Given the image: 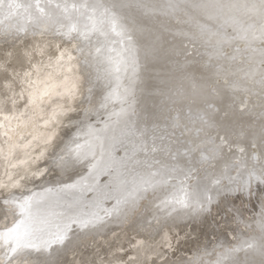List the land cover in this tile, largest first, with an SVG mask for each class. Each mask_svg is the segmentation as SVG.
<instances>
[{"label": "rangeland", "instance_id": "rangeland-1", "mask_svg": "<svg viewBox=\"0 0 264 264\" xmlns=\"http://www.w3.org/2000/svg\"><path fill=\"white\" fill-rule=\"evenodd\" d=\"M220 1H224V0H220ZM250 1L251 0H248L247 2L251 3ZM197 2H196L195 7L199 5L198 6L199 8L198 7L197 9L193 8V10L195 9V11L193 10L190 11V12H194V14L193 13L189 14L190 12L186 14V12H183L182 14L181 13L178 14L180 18L177 17L178 16L177 14H172L171 16V18L172 17L175 18L174 21H172L174 22L173 24H175V26H181L182 28H184V31L182 28L179 29L180 31L182 30L181 32H183L179 34L180 35L179 37H182L183 39L182 40L183 43H181L180 45L181 47L178 46L179 47L178 51H180V55L185 56V58L181 60V62L188 60L186 62L188 63L187 64L188 66H182L180 68L181 72L178 70L179 78L183 77L182 82H185L186 78L190 77L189 79L190 83L193 77H194L193 78L194 80L198 79V77L199 78L201 77L200 78L201 82L208 80V89L214 94H219L218 87H223V88L226 87V89L228 90L230 89V93L232 92L238 93L239 92L238 87H242L243 85L242 79L245 78V74L248 68L252 67V65L253 66L255 65V63H253L251 60L248 59L252 51L250 48H248V45L246 44L245 41L241 42V40L237 38V36H235L236 34L234 35V32L229 27L227 29V37L229 38V40H232V41H230V44H228L229 46H226L223 50V52L225 53L224 55L228 57L227 59L228 63H226L225 67L220 68L219 63L215 60V57L217 59V55L215 57H212L211 54L208 55L207 57L200 56L199 53L202 49V46L199 44H202L204 40H207L208 35L214 36L215 38L217 35L216 33H212V34L208 33L207 28H203L202 25L204 24V19H203L204 13L205 14L208 13V16L209 14L212 17L214 16V19L215 18L220 19L219 14L222 11L224 12V7L217 8L215 7L216 5H221V6L223 5L218 2H215V3L211 2L207 7L203 6V8L200 11V0H197ZM209 8H210V11L208 10ZM219 11L221 12L219 13ZM20 12L22 13V11ZM212 12L214 13V15H211ZM227 12L229 15L231 14V17L235 15L234 13H231L229 11ZM194 15H196L198 18ZM38 16L39 15H37V17ZM236 16L237 15H235V17ZM14 17L15 16H13L10 19H5L4 21V15H2L0 16V20H2L3 24H5V22H7L8 20H12V22H14L18 19L19 20L22 19L23 16L22 15L19 17L16 16L15 20H14ZM249 17H252V14L249 15L248 17H242L243 19H245L244 21H246V25L248 24V22H251V19H249ZM196 18L198 19V21H196L197 20ZM57 19H59V17L54 16L52 17V20L50 22H47L48 24H51L52 27L45 26L46 25L45 23H40L41 26H39V24H34L35 26L32 29H35V31H39V33L41 34H36L33 37L34 39L37 40L36 42L30 41L29 43L28 41L27 42L28 44L26 43L25 45L24 44L22 45L23 47L22 46L18 47V50H17L18 52L13 51L12 48L10 47L9 48L5 47V45H1V48H0L2 49L0 51V100H1L0 101L1 102L0 111H2L0 112V126L2 127V129L0 130L1 131L0 132V216L7 215L6 220H0V230H2L5 226H10L11 223L17 219L16 214L19 213V209L15 208L11 204L7 206L9 211L5 213L3 211V209L5 208L3 201L6 199L11 200L12 198H16V195H17L16 190L18 191V189H22V187L24 186V185L21 186L20 183L21 184L23 183L25 185L26 184L31 185L32 183H35L36 181L38 182L41 179L45 178L43 175L48 174L47 172L49 168L47 167L48 168L47 170L45 167L42 168L43 170L42 176H41L42 178L40 177L36 180L32 178L34 179L32 181L28 180V178H25V175H26L25 173L29 172V170L33 171L34 168L39 170L41 165L47 163V161L51 158L52 154H54L55 152L65 153L67 150V147L66 149L64 147V139H65V134H64L65 131L63 132L64 128L61 129V127L57 125V122L55 120V117L58 115V113L60 112L59 114H62L63 112L64 115L68 114L71 117L74 114L73 117L75 118V115H76V119L78 117V121L84 119L86 122L87 121L89 122L90 117H91V119L94 121L92 122L93 126L91 127H95L98 130H100L99 128L103 127L104 123H106L109 120V115L105 117L102 115V119L100 118L101 117L100 116L97 118L96 121L93 119V115H95L94 111L99 110L103 102H101L102 100L101 101L96 100V99L94 100L89 97L87 85H89L91 81V68L83 65L81 62L83 60L85 62L87 61L89 62L90 55H88V52L86 50H82V48H80L81 51L74 49V48H73L74 50H72V45L74 46L76 43L73 44L71 35L66 34L67 33L66 31H68L66 25L69 24V21L66 20L65 18H60L58 20L59 22H56ZM86 21L83 19L80 23L78 22V25H79L78 27L80 29H83L85 25L88 24L87 23L88 21L87 22ZM1 24L2 23H0V25ZM54 24L56 25L55 27H53ZM80 25L81 26L83 25V26L81 27ZM253 25L255 26V24ZM175 26L173 25V28ZM188 28H191V29H188ZM186 29H188L187 30L188 32L185 31ZM189 31L194 35L190 34ZM195 31L196 32L199 31V32H197L196 34ZM51 32H54L56 34L52 33L53 34L52 35ZM205 33L208 35H206ZM201 34L204 35L203 38ZM69 36L70 38L67 39ZM197 37L199 38L195 40ZM54 38H56L57 40ZM60 38H61V41H59ZM199 39L202 42L199 41ZM52 40L57 41L56 44L54 43L55 41H52ZM62 40L64 41L66 40V41L64 42ZM67 40L68 41L70 40V41L67 42ZM58 41L61 44L64 42V45L63 44L61 45ZM193 45H195V48ZM186 46H187V50L185 48ZM256 46L259 49L261 47H264V44H261L260 41H258ZM65 48L68 50H66ZM56 49H59V51L57 52ZM198 50L199 52H197ZM52 52H53V55H52ZM23 53L25 54V56ZM46 53H50V55L49 54L47 55ZM90 53L91 51H89V54ZM235 54L237 55L235 56L237 58L234 57L235 58L234 59L231 57V55H235ZM11 55L13 56L12 58H11ZM15 55H17L16 58H14ZM133 55L134 54H131V56L129 55V58H127L128 60L126 61L124 60V63H125L124 65L128 67L129 66L132 67L133 65H135L133 66L134 68L129 67V69L128 67L126 68L125 66L126 70L128 69L127 70L128 73L126 75V78L124 76V79H125L124 85H123V80H122L123 78H121L122 85H123L122 89H124L125 92L124 91H123L124 93L120 92L122 91L121 88H120V91H119V88H116L118 89L116 93H118L119 91L120 93H122L123 95L122 97H125V96L127 97V98L125 97L126 100L122 98L123 99L122 108H124L126 105L125 110L126 112H128V114L129 113L130 115L132 114V118L135 116L136 114L135 111H137L138 109V105L136 104L137 100L135 101V99H139V92H138L137 86H138V73H139V68H140L138 65L139 61H138L137 56L136 55L133 56ZM91 56H92V53H91ZM196 56H199V57H196ZM47 57L48 59H46ZM59 57L60 58L65 57L63 60L66 61V64L60 70L59 68H57L56 72L55 71L52 72L51 65L52 63L54 64L55 60H57L56 58H59ZM35 58H36V63H35ZM212 58L214 61H212ZM20 59L23 61L19 62L18 60ZM129 59H130V63H129ZM134 59L136 60V62H133L135 61ZM208 59L210 60L211 63L208 61ZM24 60L26 62H24ZM27 60L30 62V64L29 62H27ZM47 60H49L50 62L49 61L47 62ZM230 60L232 62H230ZM37 62L38 63L40 62L39 64L40 66H44L42 67L43 75L38 80H35L33 82V83L36 82L35 86L30 88V83H32L33 81V80L31 81V77H34L36 73V70L34 67H36V64L38 65ZM45 62H47V64H45ZM41 63H44L45 65ZM4 64H6L5 67L7 66L6 69L5 67H3ZM18 64H19V67L21 65L22 66L19 68L18 66H16ZM212 65L215 67H213ZM242 66L243 68L240 69V67ZM256 66L259 67L258 64ZM31 68L33 69L32 71L30 70ZM220 72H221L220 74L221 76H218ZM212 76H215V77L212 78ZM173 79H175V74L173 75ZM121 81L119 80L120 84H121ZM232 81L234 84L232 83ZM234 81H238V82L235 83ZM229 82H231V84H229ZM7 84H10V85H7ZM255 84L256 83H253L254 86H258V82L256 85ZM126 85H129L130 87L129 86L126 87ZM229 85L231 87L227 88L229 87ZM120 93H118V96L121 95ZM132 93L134 94L133 96L134 98L132 97L133 95ZM258 93H259L260 98L263 100L264 99V89H262ZM238 94L240 95V98H241L238 104V107H240L238 108V110H240L238 113L244 112V114L247 113V115H249V113L253 112L252 106L253 105L257 106L261 102L259 96L254 95V91L246 92L243 95L240 93ZM239 95L237 96L239 97ZM9 96H11V98ZM5 103L9 105L10 107H7ZM134 103L136 104L137 107L135 106ZM118 104H117V107L116 106H113V107L121 108L120 106L121 104L119 105ZM2 105L4 106V109ZM131 109L133 110V112ZM245 109L249 111H246ZM212 111L215 112L214 107L212 108ZM81 112L85 114H82ZM113 112H116V111L113 110ZM77 113H78V116H77ZM178 113L180 114V116ZM184 113L187 114V111L185 110V108L184 110L182 109L180 112H177L176 114H174L173 116L175 117H173L172 121L170 122V125H169L171 129L170 135H171V139L174 144V152L173 150L170 151L168 153V156L172 157L173 153L185 155L187 157V162L190 163V166L186 167L187 172L189 171L191 172V179L186 180V184L190 186L189 191L191 193L194 192L195 185L198 183L202 185L203 184L207 185L211 183V185H207V187H209V190H208L209 194L213 196L211 198L212 200H210V202L207 204L204 202L206 200L205 199L203 203L201 204L200 209L197 210L198 212L194 210V207L192 205H190L189 207L191 211L183 210L182 209L183 207H180L179 205H172L169 207L163 206L161 202L165 199L170 198L175 188H179L180 181L184 180V178L180 180H177L176 178H171L167 180L168 183H161L162 187L158 185V188L157 186H154V187L150 186L149 184H146V182L143 183L144 186L142 187L147 186L146 187L147 190L146 188H144L143 191L141 190L142 193L144 192L143 193L144 195L142 193H139L138 195L139 199H137L138 197L136 198L138 203L136 204L134 202L132 204L130 203L131 205L129 206H128L129 203L126 205L128 206L127 208H129L131 211L127 210L126 206H123L121 210L118 205L116 206L115 202H117V198H116V193L114 189L112 190V187H111L112 184L111 185L103 184V182L105 181L104 179L105 171L104 172L102 171V176L104 177H102L100 173V175L97 176L99 177V181L97 180V182L99 183L102 180L103 182L101 181V183L103 185L101 183H99L100 186L95 185L97 186L96 190L100 191L101 189L103 190L105 186L106 187L110 186V191H108L107 194L109 195L111 193L110 194L111 197H109L110 195L108 196L105 193L106 195L105 197L107 198L104 197V200L102 199L103 201L99 202L103 206L96 202L95 203L98 206L96 204H95V207L93 206L94 204L92 206L89 205L90 207H92L93 211H95L94 215H97V214L99 215L98 220L100 223L97 222L98 226L97 225L94 226L95 227L94 230L96 231L97 229V232L94 231V234L96 233L97 237L96 235L94 236V234L93 235L91 234V235H86L81 238H78V241L73 245L72 251L70 250L71 251V254H69L70 257H67V262L69 264H216L218 260H222L223 264H233V261L236 259L244 261V262H251V264H259V261L262 259L260 249H259L261 247L260 226L262 223H264V176L261 175L260 165H259V160L261 158L262 153H260V150L259 148H257L258 147L257 145L252 144L250 151H249V155H250V158L252 159L251 163L255 164V167L250 166V164L244 167H237L233 163V161L243 159V156H245V154H243L245 153L244 148L240 144H235V143L231 145L227 144V142L225 141V138L223 136H220L219 138L216 133H212L210 135L211 137L209 136V133L208 135L207 134L203 135L204 133L203 125L199 123L198 124L194 123L195 121L193 120V118L189 120L184 118L183 117ZM127 117H128V120L130 121L131 118L129 119V115ZM104 119H108V120L106 121ZM73 120L70 123H73ZM132 120H134V118ZM132 120L130 121L131 123H132ZM70 123L68 122V124ZM97 129H95V131H98ZM106 141H109L107 137H106ZM197 145H199V153L195 150L189 152L190 148L195 149ZM229 146H232V148L234 147V149L237 150L236 151L237 153L235 157L231 159L232 161L230 162V164L227 167H225L224 176H221L222 178L219 181V183H216V180L212 179L211 177L213 171L215 170V159L208 158L202 162L200 160V153H202L203 156L208 157V149L215 147L216 152L219 153L221 152L220 150H222L225 147L229 148ZM241 149L243 151H241ZM117 151H116V154L117 153L119 154L120 151L118 152ZM231 155L234 156L233 153ZM88 162L87 163L85 162V164L83 162L81 163V165H83V168L85 165V168L81 172H79V173H82L83 177L87 175L83 173H87L86 171L90 173L89 171L93 170L92 168L93 166L88 165L90 163ZM48 164L49 163H47V165ZM89 166H92L90 167L91 169L88 168ZM31 168H33V170ZM110 171L112 170H109L107 173H109ZM112 173L113 171L110 172L109 175L105 174L107 183L110 181V177ZM135 175H136V178L134 174L133 176L128 175L125 178V181L130 184L131 183L133 184L135 182L134 184H136V181H137L136 179H138V175L137 174ZM83 177H80L79 181ZM27 181H29L30 183ZM97 182L96 184H98ZM27 185L25 186L26 188L23 187V189L25 190L22 189L23 191L22 190H20L21 192L18 191L19 192L18 200H22L23 198L27 197L26 196L27 194L26 189L28 187ZM59 188L57 187L56 189L59 190ZM61 190H63V188ZM20 193H24V194L21 195ZM91 193L92 192L87 193L88 196L86 195V197L89 198V196H91ZM108 202L110 206L108 205ZM112 205H115L114 207L116 208L118 207L117 208L118 210L113 208ZM101 206L102 208L98 209V207H101ZM107 207L108 208L110 207V208L106 209ZM111 207H112V211L114 210L112 213L110 211ZM130 207H135V208H130ZM95 208L97 209L98 213L96 212V210H94ZM173 208H175V210H173ZM89 209L90 208L87 205L85 210L88 211ZM105 210L106 211L109 210V211L106 213ZM120 211H123V213H125L124 218L122 217L123 213H121ZM115 212H116V215L118 213L120 214V215L118 214L119 215L118 218H120L119 222L116 221L118 219L114 218ZM193 212L196 213V215ZM104 213L105 215H103ZM109 213L111 214V216L109 215ZM198 213H200V216ZM100 215H103L102 217L105 216V218L100 217ZM186 217H187V221L186 219H184ZM108 218H113V219L112 221H109ZM105 219L108 220V223H106L107 221L105 222ZM192 219L194 221H192ZM196 219H200V220H196ZM186 222L188 223V225ZM191 222L195 226H197L200 222L202 226L199 224L197 226L198 229L196 228L197 229V232H196L195 231L196 229H194L195 227ZM105 224H107V226H105ZM110 224H114V225H110ZM99 227L102 228L103 230L100 229ZM104 227L106 228V230H104L105 229ZM75 228L77 229V227ZM75 228L74 229L72 228V231L69 233L70 239L73 236H75L76 233H77L76 235H79L78 233L82 232L80 230L76 231ZM108 228L110 229V231ZM105 231L109 233L107 232L105 233ZM198 231L200 233H198ZM203 231L206 233V235L205 233H203ZM103 232L107 234V236L106 235L104 236ZM97 233L99 234V236ZM193 234L194 235L196 234L197 236H194ZM203 235H205L206 238L203 237L202 239ZM190 236H192V238L189 240ZM196 239H199V240L196 241ZM200 240H203L204 242L200 243ZM195 241L197 242L196 245H195L196 243ZM187 242L191 244L188 245ZM243 242H249V243L254 242L255 247L250 249L245 246L243 251H240L237 253H231V254L228 253L229 249L236 247ZM193 243L197 251L194 249V246H192ZM198 243H200L202 246ZM197 245L199 247H197ZM185 247H187L189 250ZM34 256L35 255L30 253L29 250L25 249L21 254H19V256H14L12 260L9 261L5 257V249L3 247H0V264H39V261L44 259V253H38L37 257H34Z\"/></svg>", "mask_w": 264, "mask_h": 264}, {"label": "bare ground", "instance_id": "bare-ground-1", "mask_svg": "<svg viewBox=\"0 0 264 264\" xmlns=\"http://www.w3.org/2000/svg\"><path fill=\"white\" fill-rule=\"evenodd\" d=\"M244 1H246V2H244ZM247 1L248 0H224V1L200 0V11L203 8V6L207 7L211 2L212 3L218 2V3L222 4L223 6H231V5L237 6L235 8L224 7V12L222 10H221L222 12L219 11V13L221 12L219 14L220 19H218V18L214 19V16L212 17V16H210V14L208 16V13L205 14L203 12L204 13L203 19H204V24H205V25L204 24L202 25L203 28H207L208 33H211V34L216 33L217 35L214 34V35H216V38H215L214 36H210V35L205 33L206 35H208V37H207L208 39L204 40L202 44H199L202 46V49L199 53L200 56H202V57L206 56L207 57L208 55L211 54L212 57H215L217 55V59L215 57V60L219 63L220 68L225 67L226 63H228V60H227L228 57L224 55L225 53L223 52V50L226 46H229L228 44H230V41H232V40H229V38L227 37V29L230 27L232 29V31L234 32V35L236 34L235 36H237V38H239L238 31L234 30V28L237 26L233 25V23L230 19L231 14L229 15L227 11L234 13L235 15H237L236 18H239L242 20H245L242 17H248L251 14H252V18L254 19L256 12L252 9V6L256 5L257 9H258V6L260 4V0H251L250 1L251 3L247 2ZM17 2L18 3H26V2H28V0H17ZM56 2L63 3V0H56ZM68 2L69 3H72V2L81 3L82 0H68ZM89 2L90 3H99L104 7H108L111 12H115L117 18L119 19L120 25L125 30L124 36H122V37L116 36L114 33H112L110 31L109 26L106 25L105 31L108 33L107 40H104L103 38L98 37L95 34L91 35L88 39H84L83 37H79L76 33H73V35L71 34L73 44L76 43L74 46L72 45V50H74V49L80 50V48H82V50H86L88 52V55H90L89 56L90 57L89 62L88 61L85 62L84 60L81 62L83 65L91 68V81L89 80L90 84L87 85L89 97L91 99H94V100L95 99L99 100V101L102 100L101 102H103L102 103L103 107L101 106V108L99 110L94 111L95 115H93V119L96 121L97 118L100 116H101L100 118L102 119V115L104 117L109 115V120L104 119V120H106V121L108 120V121L106 123H104V125L102 124L103 127L99 128L100 130H98L95 127H91V126H93L92 122H94L91 119V117H90L89 122L88 121L86 122L84 119L80 120V121H82V122H80V121H78V117L76 119V115H75V118L73 117L74 114L72 115V117H73L72 118L68 114L64 115L63 112H62V114H59L60 112L58 113V115L55 117V120L57 122V125L59 127H61V129L64 128L63 132L64 131L66 132V133L64 132L65 139L63 138L65 149L67 147L66 152L65 153L64 152H61V153L55 152L54 153L55 155L52 154L51 158L47 161V163H49L48 165L46 163V164L41 165L39 170H37L35 168L33 170V168H31L33 171L29 170V172H27V173L24 172L26 174L25 178H28V180L32 181V180H34V179L36 180L42 176V171H43L42 168L45 167L46 170L49 168L48 172H47L48 174H45L46 176L43 175L45 178L41 179L38 182L33 181L35 183H32L31 185L26 184L28 186L26 189V193H27L26 196L32 198V201H33L32 212H33L34 216H37L41 219L50 220L53 226L57 223H59L61 225H63L64 223H67L68 222L67 218L70 216L76 217L79 219H84V218L95 219V218H98L99 215L98 214L94 215L95 211H93L92 207H90V206H92L94 204L93 206L95 207L96 203H99L100 201L102 202L104 200V197L106 195H108L107 192L110 191V186H108V187L105 186V188H103L101 186L103 188V190L102 189L100 191L96 190L97 186H95V185L100 186L99 183H101V181H102L101 180L98 183L97 180L99 181V177H97V176H99L100 173L102 176V171L103 172L105 171V174H108V175L110 172L113 171L112 175L110 174L111 177L108 176V177H110V181L108 183L106 182V175L103 173L105 177L104 176H102V177H104L105 181L104 182L102 181V182L105 185L106 184H109V185L112 184V186H111L112 190L114 189V191L116 193V198H117V202H115V201L114 202L116 203V206L118 205L120 207L121 210H122V207L126 206L128 203H129L128 206L134 202L136 204L138 203L136 198L138 197L139 193H142L141 190L143 191L144 188L147 187V186L142 187V186H144L143 183L146 182V184H149L150 186L154 185V186H157V188H158V185H160V187H162L161 183H163L162 182L163 180H168L171 178H176L177 180H180V179L184 178V173L187 172L186 167L190 166V163L187 162V157L183 154H177V153H173L172 157L168 156V153L170 151L173 150V152H174V144H173V141L171 139V135H170L171 129H170L169 125H170V122L172 121L173 117H175L173 115L176 114L177 112H180L182 109L184 110V108L187 111V114H185L186 113L185 112L183 117L188 119V120L193 118V120L195 121L194 123H196V124L199 123V124L203 125V127H204L203 128V131H204L203 135H205V134L208 135V133H209V136H210L212 133H216L219 138H220V136H223L225 138V141L227 142V144H230V145L233 143L240 144L245 150V153H243V154H245V156H243V160L245 161L246 165L249 164V161L252 162V159L250 158V155H249V151H250L252 144H255L258 146L257 148H259L260 153H262V154L264 153V99L262 100L259 96V93H258L259 91L262 90L260 87V84H259V79H260L259 72L262 69H264V66H262L259 63L258 57L253 58V54L250 53L248 59L251 60L253 63H255V65L254 66L252 65V67L248 68L246 73H248L249 75H245V78L242 79L243 83L240 81L243 84L242 87H238V89H239L238 93L243 95L246 92H253L254 91V95L259 96V98L261 100L260 104H258L257 106L256 105L252 106L253 112L249 113V115H247V113L244 114V112L238 113L240 111V110H238V108H240V107H238V104H239V101L241 99L240 95L238 93H236V92L230 93V89L228 90V89H226V87L225 88L218 87L219 94H214L213 92H211L208 89V80L201 82V79H200L201 77L200 78L198 77V79L194 80L193 79L194 77L192 76L193 78H192V81L190 83V80H189L190 77L186 78L185 82H182L183 77L179 78L178 70L181 72L180 68L182 66H188L187 65L188 63H186L188 60L181 62V60H183L185 58V56L180 55V51H178V48L181 47L180 46L181 43H183L182 37H179L180 36L179 34L183 33V32H181L182 30L181 31L179 30L182 27L181 26H175V24H173L174 22H172V21H174L175 18L174 17L171 18V16H172V14L178 15L180 13L182 14L183 12H186V14H187L188 12L193 10V8L197 9L198 6L195 7L197 0H195V1L194 0H89ZM241 2H243V3H241ZM169 3L178 5V7H176L174 10H170V9L164 7L165 5H167ZM113 5H115V7H113ZM241 5H247V7L246 8L240 7ZM195 9L193 11H195ZM208 10L210 11V8ZM20 11H22V13ZM45 11L47 13H49L51 15V17L55 16V17H59V19L64 18V13L60 9H56L54 7H46ZM225 12H227V13H225ZM191 13L194 14V12H190L189 14H191ZM36 14L39 15V13H37V11L35 9H32V16L34 18L37 17ZM2 15L3 14L0 13V16H2ZM21 15L23 16L22 19L16 20L17 22L16 21L12 22V20H8L7 22H5V24L2 23L0 25V48H1V45H5V47H8V48L10 47V48H12L13 51L18 52L17 51L18 47L22 46L23 44L25 45L28 41H29V43H30V41H35V42L37 41L33 37L36 34H41V33H39V31H35V29H32V28H34L35 25H34V23H29L27 21V19L24 18L25 14H24L23 9L18 10L16 15H14V16L19 17ZM70 15L72 16L73 22L78 21L80 23L83 19L86 21L85 17L88 15V13L84 12L83 14H80V13H76V12H71ZM211 15H214V13L212 12ZM235 15L232 17H235ZM194 16H196V15H194ZM15 17H14V20H15ZM177 17L180 18L179 15ZM191 17H193V16H191ZM59 19H57L56 22H59L58 21ZM187 19H189V18H187ZM253 19H251V22H248V24L253 23ZM4 21H5V18H4ZM196 21H198V19ZM45 24H44L45 26L52 27L51 24H48V23H45ZM173 25L175 26L174 28H173ZM39 26H41V25L39 24ZM55 26L56 25L54 24L53 27H55ZM245 26H247V25H245ZM253 27H258V25L255 24V26L253 25ZM40 29H41V27H40ZM182 29L184 31V28H182ZM188 29H191V28H188ZM188 29H186L185 31H187ZM178 31H180V32H178ZM197 32H199V31H197ZM197 32H196V34H197ZM49 33H50V31H49ZM52 33L56 34L54 32H51V34ZM63 33H64V31H63ZM190 34H192V33L190 32ZM192 35H194V34H192ZM199 35H200V33H199ZM203 36L204 35H202V38H203ZM127 37H130L131 39L129 40V39H127ZM56 38H54V39H56ZM69 38H70V36L67 39H69ZM198 38L199 37H197L195 40H197ZM209 39H211V40H209ZM52 41H55V40H52ZM59 41H61V38ZM62 41H64V40H62ZM69 41L67 40V42H69ZM121 41H123V42H121ZM199 41H201V40L199 39ZM258 41L259 40L252 41L251 42V48L258 49V47L256 46ZM56 42L57 41H55L54 43L56 44ZM64 42L62 43L63 45H64ZM67 42H66V44H67ZM223 42H225V43H223ZM101 43L104 44L103 54L98 55L96 52V48ZM68 44H70V43H68ZM234 44H235V42H234ZM246 44L248 45V43H246ZM61 45H60V47H61ZM193 46L195 48V45H193ZM110 48H114L116 51L115 52L108 51V49H110ZM185 48L187 50V46ZM248 48H249V46H248ZM1 50L2 49H0V51ZM56 50H57V52L59 51V49H56ZM66 50H68V49H66ZM88 50L91 51L92 56H91V53L89 54ZM197 52H199V50ZM46 54L50 55V53H46ZM131 54H134L137 56L138 61H139L138 65L140 67L139 73H138V86H137L138 92H139V99H135V101L137 100V103L136 102L135 103L138 105V109H137V111L134 110L136 112L135 116L133 117L134 120H132L133 119L132 114L130 115V113L128 114V112H126V110H125L126 105L124 108H122V102H123L122 98L125 99L126 96L122 97L123 95H122V93H120L123 91L125 92V90L122 89L123 85H124V81H125L124 76L126 78V75L128 73L127 70L130 67V66L128 67V66L124 65L125 64L124 60L125 61L128 60L127 58H129V55L131 56ZM12 55H11V58L13 57ZM52 55H53V52H52ZM16 56L17 55H15L14 58H16ZM24 56H25V54H24ZM108 56H113L116 59V61H118L120 63V69L121 70L119 72H116L114 70V65L110 64L108 62V60H107ZM235 56H237V55L236 54L231 55L232 58H234ZM9 57H7V58H9ZM45 57H46V55H45ZM196 57H199V56H196ZM64 58L65 57L56 58L57 60H55L54 64L52 63V65H51V68H52L51 71L52 72H54V71L56 72L57 68H59V70H60L62 67H64V65L66 64V61L63 60ZM235 58H237V57H235ZM46 59H48V57ZM209 59H208V61L210 62ZM25 60H24V62H26ZM49 60H47V62ZM66 60H67V58H66ZM18 61L20 62L23 60L20 59ZM18 61H16V62H18ZM52 61H53V59H52ZM212 61H214L213 58H212ZM27 62H29V61L27 60ZM47 62H45V64H47ZM133 62H136V60ZM189 62H190V60H189ZM230 62H232V61L230 60ZM5 63H6V61H5ZM11 63H12V61H11ZM35 63H36V58H35ZM75 63H77V62H75ZM78 63H80V62H78ZM129 63H130V59H129ZM25 64H27V63H25ZM29 64H30V62H29ZM39 64H40V62L38 63V65L36 64V67H34L36 70V73H35L34 77H31V81L32 80L33 81H32V83H30V88L35 86L36 82L35 83H33V82L35 80H38L43 75L42 67H44V66H40ZM41 64L45 65L44 63H41ZM257 64L259 65V67L256 66ZM5 65L6 64H4L3 67H5ZM13 65H14V63H13ZM129 65H131V64H129ZM16 66L19 67V64ZM125 66H126V68L128 67L127 70H126ZM133 66H135V65H133ZM215 66H213V67H215ZM6 67H5V69H6ZM132 67H130V68H132ZM32 68L30 69L31 71L33 70ZM190 68H191V66H190ZM241 68H243V66L240 67V69ZM28 69H29V67H28ZM212 70H213V68H212ZM175 72H177V73H175ZM13 73H14V71H13ZM222 73H223V71H222ZM174 74H175V79H173ZM186 74H188V73H186ZM205 74H207V73H205ZM220 74H221V72L219 73L218 76H221ZM252 74H254V75H252ZM22 75H23V73H22ZM133 75H135V74H133ZM135 76H137V75H135ZM22 77H21V79H22ZM27 77H29V76H27ZM213 77H215V76H212V78ZM121 78H123L122 79L123 85H122ZM118 79L121 81V84L119 83ZM116 82H117V84H116ZM234 82L236 83L238 81H234ZM257 82H258V86H254L253 83L257 84ZM25 83H26V81H25ZM132 83H134V82H132ZM135 83H136V81H135ZM232 83H233V81H232ZM10 84H7V85H10ZM229 84H231V82H229ZM136 85H137V83H136ZM128 86L129 85H126V87H128ZM230 87L231 86L229 85V87H227V88H230ZM10 88H12V87H10ZM116 88H119V91L121 88L122 91H120V92L118 91V93H120L121 95L118 96V93H116V91L118 89H116ZM14 92H13V94H14ZM237 95H239V97ZM133 96H134V94L132 95V97ZM9 97L11 98V96H9ZM133 98H131V99H133ZM85 103H86V101H85ZM118 103L121 104L120 105L121 108H116ZM136 104H135V106H136ZM5 105H7V104L5 103ZM110 105H112V106H110ZM113 106H116V107L114 108ZM7 107H10V106L7 105ZM213 107L215 108V112L212 111ZM3 109H4V106H3ZM22 110H24V109H22ZM113 110H115L116 112H113ZM246 111H249V110H246ZM0 112H2V111H0ZM132 112H133V110H132ZM73 113H74V111H73ZM82 114H85V113H82ZM128 115H129V119L131 118L132 123L130 122L131 120L130 121L128 120V117H127ZM77 116H78V113H77ZM179 116H180V114H179ZM72 120H73V123H70V122H72ZM104 120H102V121H104ZM68 122L70 124H68ZM99 124H101V123H99ZM1 129H2V127L0 126V130ZM95 129H97L98 131H95ZM106 137L109 139V141H106ZM153 145L156 147L155 151L151 150ZM229 148L225 147L222 150H220L221 152L217 153V156L215 158V170L213 171L211 177H212V179H214L216 181L221 180V178H222L221 176H224V174H225V170H224L225 167H227L230 164V162L232 161L231 159L234 158L236 153H237L236 152L237 150H235L234 147L232 148V146H229ZM117 150L122 153L121 154L119 152V154L122 156H120L118 153L116 154ZM232 153L234 154V156L231 155ZM77 154H79V155H77ZM89 154H91V155H89ZM115 155L117 158L115 157ZM82 162L84 164H85V162L86 163L88 162L89 163L88 165L93 166V167L92 166L88 167V168H90V167L93 168L92 171H89L90 173H88V171H86V169H85V171L87 173H83V174H87V175L84 177L82 176V173H79L85 168V165H84V168H83V165H81ZM106 170H107V172L109 170H112V171L107 173ZM133 174H134L135 178H136L135 174L138 175V179H136L137 181L134 180V181H136V184H134L135 182L133 184L127 183L125 181V178L128 175L133 176ZM80 177H83V178H81V180L79 181ZM32 178H34V179H32ZM78 181H79V183H78ZM27 182H29V181H27ZM96 182L98 184H96ZM14 184H15V182H14ZM74 184H76V185H74ZM20 185L21 186L24 185L23 187L26 188L25 184L20 183ZM207 185H211V183L207 184ZM207 185H205V184L202 185V184L198 183L195 185L194 192H192V193L190 192L191 196H192V200L190 201V205H192L194 207V210L196 212H198L197 210L200 209L201 204L203 203V201L205 199L206 200L204 202L207 204L210 202V200H212V199L209 200V197L212 198L213 196H211L209 194V191H208L209 187H207ZM23 187H22V189H23ZM57 187L58 188L60 187L61 189L63 188V190H61L60 188L58 190V189H56ZM98 188H100V187H98ZM22 189H18V191H20ZM151 189H152V187H151ZM23 190H25V189H23ZM146 190H147V188H146ZM18 191L16 190V194H17L16 199L17 200L19 197ZM89 192H92V193H91V196H89V198H88V197H86V195L88 196L87 193H89ZM105 193H106V195H105ZM20 194L22 195L24 193H20ZM109 197H111V195ZM105 198H107V197H105ZM110 199H112V198H110ZM137 199H139V197ZM112 203H110V204H112ZM99 204H101V203H99ZM103 204H104V202H103ZM87 205L91 210L90 209L88 211L85 210ZM108 205H109V202H108ZM102 206L98 207V209L102 208ZM114 206L115 205H112L113 208H115V209L118 208V207L116 208ZM128 206H126V208ZM112 207L110 209L111 213L114 211V210L112 211ZM109 208L107 207L106 209H109ZM130 208H135V207H130ZM165 209H167V208H165ZM182 209L187 210V211H191L189 207L188 208H182ZM94 210H96V212H97L96 208ZM127 210L131 211L129 208H127ZM108 211H106V213ZM120 212L123 213V211H120ZM118 214L116 215V212H115L114 218L118 219V220H116V219L115 220L119 222L120 218H118V216L120 214L119 215ZM124 214L125 213L122 214L123 218H124ZM170 214H168V215H170ZM194 214L196 215V213H194ZM198 214L200 216V213H198ZM103 215H105V213ZM103 215H100V217H102ZM109 215L111 216L110 213H109ZM161 216H162V214H161ZM102 218H105V216ZM108 219H109V221H112L113 218H108ZM184 219H186V221H187V217ZM196 220H200V219H196ZM192 221H194V220L192 219ZM97 222H99V220ZM97 222L95 223V226L98 224ZM105 222L108 223V220L105 219ZM120 222H122V221H120ZM199 224H200V222H199ZM110 225H114V224H110ZM187 225H188V223H187ZM103 226H101V227H103ZM105 226H107V224H105ZM197 226L194 225L195 228L194 227L193 228L196 229ZM75 227H77V229ZM108 227H109V225H108ZM72 228L73 229L75 228L76 231L80 230L82 232L78 233L79 235H76L77 234L76 233L75 236H73L71 239L69 238L70 240H67L66 243H64L63 245H53V251H54V257L53 258L56 259L59 262V264H69L67 262V257H70L69 254H71L73 245L78 241V238H81V237L86 236V235H91V234L93 235L94 231H95L94 226H89L88 228H80L79 225L73 224ZM100 229H102V228H100ZM197 229L195 230L196 232H197ZM53 230H55L54 227H53ZM104 230H106V228ZM98 231H99V229H98ZM107 231H105V233ZM109 231H110V229H109ZM95 232H97V229ZM103 233H101V234H103ZM105 233L103 235L107 236V234H105ZM107 233H109V232H107ZM191 233H193V232H191ZM198 233H200V232L198 231ZM203 233H205V232L203 231ZM95 235H96V233L94 234V236ZM205 235H206V233H205ZM205 235L202 236V239H203V237H205ZM98 236H99V234H98ZM194 236H197V235L195 234ZM96 237H97V235H96ZM191 238H192V236H190L189 240ZM192 240H194V239H192ZM197 240H199V239H196V241ZM37 242H39V241H37ZM202 242H204V241L200 240V243H202ZM200 243H198V244H200ZM190 244L188 243V245H190ZM196 244H197V242L195 243V245ZM192 246H194V243ZM197 247H199V246L197 245ZM185 248H187V247H185ZM83 249H85V248H83ZM182 249H183V247H182ZM194 249H195V246H194ZM250 249H252V248H250ZM27 250H29L30 253L34 254L35 255L34 257H37L38 253L36 251L31 250V249H27ZM46 256H47V254L44 253V259L46 258Z\"/></svg>", "mask_w": 264, "mask_h": 264}, {"label": "snow or ice", "instance_id": "snow-or-ice-1", "mask_svg": "<svg viewBox=\"0 0 264 264\" xmlns=\"http://www.w3.org/2000/svg\"><path fill=\"white\" fill-rule=\"evenodd\" d=\"M199 6V5H197ZM46 7H54L60 9L64 13V18L69 21V24L66 25L68 31L66 34L71 35L76 33L79 37L88 39L91 35L95 34L98 37L107 40L108 33L105 31V26H109L110 31L116 36H124L125 30L120 25L119 19L117 18L115 12H111L108 7H104L99 3H90L89 0H82L81 3L72 2L69 3L68 0H63V3L56 2V0H28L26 3H18L17 0H0V13L4 15L5 19L12 18L20 9L24 11V18L27 19L29 23L40 24L47 23L52 20V17L49 13L45 11ZM115 7V5H113ZM164 7L174 10L178 5L167 4ZM215 7H237L236 5L231 6H221L216 5ZM240 7H247V5H241ZM32 9H35L38 13V17L32 16ZM252 9L256 12L255 18L253 19V24L258 25V27H253V24H247L246 21L230 17L234 26V30L238 31L239 39L248 43L249 48H251V42L259 40L261 44H264V0H260L258 6L253 5ZM71 12H76L83 14L87 12L88 15L85 19L88 21V24L85 25L83 29L78 27V21L73 22ZM0 23H3L0 20ZM203 31V30H202ZM127 39H131L127 37ZM123 42V41H121ZM104 44L101 43L97 48L96 52L98 55L103 54ZM110 52H115L114 48L108 49ZM253 58L258 57L259 63L264 66V47L259 49L251 48ZM107 60L110 64L114 65V70L119 72L120 63L116 61L113 56H108ZM245 75H249L246 73ZM254 75V74H252ZM259 83L264 89V69L259 72ZM152 151L156 150V147L153 145L151 148ZM197 151L199 153V145L195 149L190 148L189 152ZM241 151H243L241 149ZM79 155V154H77ZM217 152L214 148L208 149V157L203 156L200 153V160L211 158L215 159ZM237 167L246 166L243 159L233 161ZM250 166L255 167V164H252L249 161ZM261 175L264 176V154L261 155L259 160ZM191 179V172L184 173V180L180 181L179 188H175L170 198L163 200L161 203L165 207L172 205H179L183 208L190 207V201L192 200L191 193L189 191L190 186L186 184V180ZM163 183H167V180H163ZM219 183V180L216 181ZM154 186V185H153ZM211 198L209 197V200ZM3 204L5 208L3 211L7 213L9 211L8 205L11 204L15 208L19 209L17 219L11 223L10 226H5L0 230V247L5 249V257L11 261L14 256H19L25 249H31L37 253L47 254L46 258L39 261V264H59V262L54 259L53 245H63L65 241L69 239V233L72 231V225L77 224L80 228H88L89 226H95V223L99 218H84L79 219L76 217H68L67 223L63 225L57 223L54 226L50 220L41 219L33 215V201L31 197H26L22 200H17L12 198L11 200H4ZM175 210V208H173ZM7 215L0 216V220H6ZM53 227L55 230H53ZM260 253L262 259L259 261V264H264V223L260 226ZM39 241V242H37ZM245 246L247 248H254L255 243L243 242L240 245L233 247L228 250V253H237L243 251ZM216 264H223L222 260H218ZM233 264H251V262H244L241 260H234Z\"/></svg>", "mask_w": 264, "mask_h": 264}]
</instances>
